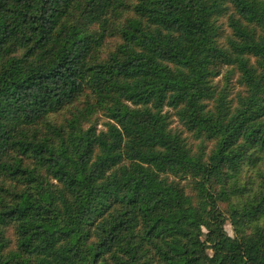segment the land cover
I'll return each mask as SVG.
<instances>
[{
    "label": "trees",
    "instance_id": "obj_1",
    "mask_svg": "<svg viewBox=\"0 0 264 264\" xmlns=\"http://www.w3.org/2000/svg\"><path fill=\"white\" fill-rule=\"evenodd\" d=\"M0 264H264V0H0Z\"/></svg>",
    "mask_w": 264,
    "mask_h": 264
},
{
    "label": "rangeland",
    "instance_id": "obj_2",
    "mask_svg": "<svg viewBox=\"0 0 264 264\" xmlns=\"http://www.w3.org/2000/svg\"><path fill=\"white\" fill-rule=\"evenodd\" d=\"M112 42H113V39H112V38L108 39V40L106 41V43H105V45L103 46L102 49H103L104 51L109 50V49L111 48V46H112V45H111ZM53 118H54V119H59L60 116H59V114H56ZM248 177H249V172H248L247 169H246V170L244 171L243 178H244L245 180H247ZM224 228H225L226 232H227L229 235H233V234H234V230H233V227H232V225H231L229 219L226 220V222H225V224H224Z\"/></svg>",
    "mask_w": 264,
    "mask_h": 264
}]
</instances>
